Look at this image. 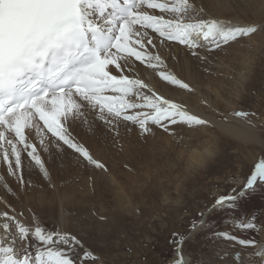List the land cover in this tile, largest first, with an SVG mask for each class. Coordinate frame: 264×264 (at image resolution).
Wrapping results in <instances>:
<instances>
[{"label": "snow or ice", "instance_id": "obj_1", "mask_svg": "<svg viewBox=\"0 0 264 264\" xmlns=\"http://www.w3.org/2000/svg\"><path fill=\"white\" fill-rule=\"evenodd\" d=\"M202 11L189 0H0V158L7 172L25 184L26 158L28 167L35 166L50 178L42 153L53 146V140L56 149L66 146L97 169L107 171L70 130L73 121L87 123L89 113L112 131L123 121L126 127L137 126L145 135L153 133V126L171 135L176 134L172 126H210L208 119L157 94L134 76L135 62L154 70L164 65L161 56L149 50L157 47L154 38L160 44L178 42L191 55L206 59L200 49L221 50L264 30V24L200 18ZM159 76L172 85L193 90L168 71H159ZM231 115L243 118L250 126H255L253 118H258L255 111L236 110ZM32 131L39 138V146L29 139ZM6 133H12V138ZM0 182L6 183L4 175H0ZM258 185L264 186V159L255 165L242 188L234 187L230 194L220 196L212 208L227 203L235 212L238 200ZM22 215L14 208L0 212V264L99 260L93 251L84 250L82 238L39 224L27 226L18 218ZM256 221L253 215L246 222L240 218L236 225L242 232L251 231L250 238L212 233L234 246L254 248L247 259L236 251V264H264V242L255 239L264 234V225ZM203 226V219L190 225L193 231ZM174 235L179 237L174 264H187L182 251L185 237Z\"/></svg>", "mask_w": 264, "mask_h": 264}, {"label": "rangeland", "instance_id": "obj_2", "mask_svg": "<svg viewBox=\"0 0 264 264\" xmlns=\"http://www.w3.org/2000/svg\"><path fill=\"white\" fill-rule=\"evenodd\" d=\"M235 1H238L243 6L248 5V2H246L247 0ZM193 5L201 9L196 6V4ZM236 6L238 5L235 4L234 7ZM205 11L206 10L202 11L200 17L210 15L211 11ZM239 16L243 17L245 15ZM256 24L263 23L258 22ZM257 33L258 34H255L257 35L255 41H249V37L242 38L239 41L242 43V41L245 40V42H247L248 40L247 43L241 44L242 49L244 45L247 48L244 53L249 54L244 58L251 56L254 60V65L250 72V85L253 86V90L249 87L245 89L243 85L236 83L237 78L235 76L237 72H239L238 70L246 66L243 63H248L249 61L242 62L241 56L238 55L239 53L234 54L235 50L231 51L228 46H224L221 50L225 51L223 54H220L221 50L209 51L207 48L205 55L200 53V55L206 57V59H198L191 55L185 46L179 44L178 46L180 48L187 49L189 60L198 63L197 69H200L202 73H204L202 77V79H204L201 85L200 83L190 85L193 89L192 91L182 89L177 85L176 87L181 90L179 93H185L187 96L184 97L182 93L179 94L176 92L172 93L173 96L168 99L182 105L189 102L187 105H191V107L197 108L199 111H203L202 108H199L204 105V110L207 114H211L212 112L214 115L224 118L222 121L227 122L230 121L228 120L229 117L227 113L229 114L236 110L255 111L258 118H253V121L256 123L257 129L262 130L261 133L263 132L264 134V65H261L263 60L260 59L261 56L264 55V39L261 34H264V30L258 31ZM256 43L260 44V48L258 51L255 50L254 52L253 47ZM155 44H157L156 49H151V51L157 54V50H161V44L158 43V41L155 42ZM162 49L168 50L166 46H162ZM169 50L170 53L163 59L169 57L168 62L170 64L175 61L177 62L178 55L177 58H175L174 54H171L172 51L170 47ZM225 53H227L226 55L229 57L226 56ZM223 55L224 58L222 60L221 56ZM180 60L181 57H179L178 62ZM217 60L220 63L224 62L225 65L229 63L225 66V70L228 73L221 70L223 67L218 64L219 62H217ZM140 64L142 65L141 62ZM142 66L149 68L145 64ZM244 71L245 70H243V72ZM150 76L156 77V73H151L150 75L148 73L144 74V77L147 79H149ZM205 76L208 77L205 78ZM213 77L216 79L220 78V80L216 82ZM158 79V81L156 80L158 84L161 80V82H163L162 78ZM213 85L215 87H220L221 94L217 95L212 90V88H215ZM236 86L239 87L238 90L241 88L240 93L239 91L236 92ZM196 97L201 98L197 99ZM195 98L199 101L196 102ZM214 102H218L217 106H219V108L216 109L214 107ZM198 104L200 105L198 106ZM211 108L214 110L211 111ZM218 121L221 120L219 119ZM98 122L104 125V127L90 130L87 134L85 133L87 128H83L84 130H77L76 126L78 125L76 123H71L70 130L73 126L74 130L71 131L73 136L75 135L74 137L79 142H82V144L85 142L84 145L90 149L93 156L106 165L107 171L97 169L94 165L88 163L79 156V158L83 160V163L77 166L74 165L76 168L73 166L71 168L68 167L66 172L70 168L67 174L71 177L65 176L62 178L64 182L59 181L58 185H54L55 183L52 181L51 177L46 179L41 174V176H37V184H35V182L34 186L38 185L41 187V191L44 190L47 191V194H50L53 188L64 189L63 186L69 187V185H74L72 184L74 182L72 178L74 179L77 175H79L78 179H80V176L82 177L83 174L87 176L93 172H99L101 175L104 172L109 175V179L103 174L101 177L99 176L100 178L98 179L101 183H96L95 180L94 182L97 186L95 184L94 186L93 182L91 184L94 187L104 186L109 189L105 190L106 193L103 194L101 200L97 199V201L90 205L91 209H87V205L74 208L73 212L67 214L71 219H67V222L63 221L65 224L58 216L59 204L49 207H42L40 204L42 211L37 215L36 219L43 224V227L48 230L68 231L78 238H82L83 242L93 248L97 254L100 256L103 255L102 258L104 261L100 262V260H96L95 264H164L172 257L178 248L176 241L179 237L174 234H180L185 237L182 246H184V250L192 258L193 262L197 264L202 261L201 259L211 257L213 253V256L216 257L219 249L214 248V245H219L221 241L230 243L232 246L230 248H232V250L236 247L238 248L236 250L240 252H242V249H246V247L239 246L238 244L234 246L233 242L228 239L213 236L212 233L229 232L238 237L241 235H243L244 238L252 237L253 233L251 231L242 232L236 225L240 222V218H243L246 222L250 218L249 215H255L257 217L256 222L262 225L261 222L264 221V186L258 185L259 188H256V190H259L257 197L251 199L247 197L251 192L249 191L245 197L240 198L237 202L238 209L235 212L229 208L227 203H225L223 207L218 208H212V205L220 196L230 194L234 187L237 188V190L243 187L251 173L255 170V165L259 163L261 159H264V142L244 143L238 140L236 141L224 134H220L219 132L220 135L217 137L214 145V148H218V156L212 158L213 166L219 170L211 174L214 168L211 171H206L204 169L202 173L198 175L196 171H192L193 169L187 166V158L191 149L197 145L203 144L201 142L205 138L198 141L199 137H194L190 134L191 132H196L201 127L196 129H189L186 127L181 130L179 128L180 126H172L176 134L171 135L159 127L153 126V133L145 135L139 132L137 126L129 125L126 127L123 121L119 123L115 131L110 130L107 125L101 123L99 120ZM213 127H215V125L211 123V125L206 128L208 130ZM10 134H8V137L11 139L12 136H10ZM90 134L94 138H92ZM207 134L206 138L211 140L212 136L209 135V133ZM31 136L32 135L29 137L30 140H32ZM95 142L100 143L97 144ZM92 143L95 145L94 148ZM53 145L52 148H55L54 140ZM65 148L67 149L66 146ZM56 150L61 151V149ZM68 150L74 152L71 149ZM48 151L53 153L51 150ZM0 156H2V154H0ZM76 159L78 160V158ZM25 160L27 161L26 158ZM0 162L3 164H0V175H4L6 179L7 177L10 179L9 182H2L4 185H1L0 188H5L4 190H6V192L9 190L10 194L5 193L7 197H11L13 194L17 201L23 202L22 200H25L24 194L26 192H22L21 190H24L25 187H29L28 183L23 184L24 186L17 183V181H15L16 179L7 172V165L2 158H0ZM82 164L86 167L85 169L80 167ZM61 168L62 167H57L54 170L60 171ZM54 170L53 172H55ZM34 171L40 172L37 168L36 170L34 169L33 172ZM66 172L64 173L66 174ZM113 174L114 177H112ZM91 176L93 175L91 174ZM67 177H70V179ZM111 178L116 179V182L123 187L124 193L122 195H117L119 190L116 187V182ZM94 179L97 178L95 177ZM83 182L90 185L86 179H83ZM52 184L54 187H50ZM78 185H81V182H79V184L77 183V186ZM29 192L30 191L27 190V193ZM40 194V192H37V199H32L31 203L27 204L35 206L36 208L34 201L39 203L38 196H40ZM125 196L132 201L133 206L130 207L126 202L125 204L122 203V200L127 199ZM102 198L104 200H102ZM117 199L121 201H119V205ZM5 205L7 206H5V209H7L9 205ZM24 205L26 204L18 206ZM70 208L69 206L68 209L71 211ZM209 209L211 210L209 211ZM7 210L11 212L10 207ZM22 211L24 212L23 209ZM24 213L26 215V211ZM32 213L34 212L32 211ZM200 213H204V216L201 217ZM101 216L105 217V219L101 220ZM201 219L204 220V226L198 227L193 231L190 225L193 222L198 223ZM263 235L264 234L256 235L255 239L260 240V237L262 238ZM239 247H241V249ZM235 252L236 251H234V253ZM225 253L230 256L232 254L230 250H227ZM218 257L221 259V256ZM84 263L85 260L83 261V264ZM86 264H94V261L91 259L90 262Z\"/></svg>", "mask_w": 264, "mask_h": 264}, {"label": "bare ground", "instance_id": "obj_3", "mask_svg": "<svg viewBox=\"0 0 264 264\" xmlns=\"http://www.w3.org/2000/svg\"><path fill=\"white\" fill-rule=\"evenodd\" d=\"M169 2L174 3V2H176V0H170ZM189 2H191L193 4H196V6H198L199 8H201L203 10L211 11L210 15L206 16L207 18H218V19H223V20H226V21H231V22H234V23H241V24H251V23H258V22H262L264 24V14H263V11H264L263 10L264 9V0H247L246 1V2H248L247 6H243L241 3H239L238 1H235V0H189ZM235 4H237L238 6L234 7ZM239 15H245V16L240 17ZM165 16L169 17L167 14H165ZM212 16H216V17H212ZM206 17L201 16L200 18H206ZM149 34H150V36H154V34H152L150 31H149ZM256 34H258V33H256ZM261 34H262V38L264 39V34L263 33H261ZM255 37H257V35L253 34L252 36H250L248 38V40L249 41H255L256 40ZM248 40H247V42H248ZM157 41L158 40H156L155 38L153 39L154 43L157 42ZM247 42H245V40H244V41H242V43L241 42L232 43L234 45L231 44L230 46H228V48H230L229 50H231V51L235 50L234 54L239 53L238 55L241 56V61L242 62L249 61L248 63H243L246 66L245 67H241L238 70L239 72H237V75L235 77L237 78V82L236 83H239V84L243 85L245 87V89L247 87H249L251 90H253L254 89V88L252 89L253 86L250 85V81H251L250 72H251V70L253 68L254 60H253V57H251V56H248L247 58H244L248 54V53H244L247 50V48L245 47V45H244L243 49L241 47V44H245ZM178 45H179V43L165 42L164 44H161V46H160L161 50L158 49L156 53L159 54L161 56V58L163 59L168 53H170V50H169V47H170L171 51H172L171 54L173 53L175 58H177V55H178V58H177L178 60H179V57H181V60L179 62L177 60V62L175 61L174 63L170 64L168 62V58L169 57H167L166 59H163L164 60V65L160 69H155V70L143 67L142 66L143 64L141 65L140 62H135V64H134V76H135V78L143 79L147 84H149V86L153 89V91H155L157 94L163 95L165 98H170L171 96H173L172 93H176V92L179 93V91H181V90L178 89V87H176L177 85H172V84H170V82H167V81H164V80H163V82H161L162 80L159 81V84H158L157 83V81L159 80L158 78H161V77H159V71H161V70H165V71H168V72L176 75L179 79L184 80L189 85H193V84H197V83H200V85H201V82L204 79V78L202 79V77L204 76L203 75L204 73H202V71L200 69H197V64L198 63L190 61L189 57H188L187 49L180 48ZM162 46H166L168 48V50L167 49H162ZM253 48H254V52H255V50L258 51L259 48H260V44L256 43V45H254ZM179 49H180V51H179ZM206 50H207V48L200 49V53L202 55H205L206 54ZM150 51H151V49H150ZM224 51L225 50H221L220 54H223ZM215 52H217V51H215ZM226 54L227 53H225V55ZM226 56H228V55H226ZM221 57H222V60H223L224 55L221 56ZM219 58H220V56H219ZM260 59L263 60L261 65H264V55L261 56ZM218 60H217V62H219ZM218 64H220L223 67L221 69L222 71L227 72L225 70V68H226L225 66L228 65L229 63L225 65L224 62L223 63L219 62ZM261 69H262V67H261ZM243 70H245V71L243 72ZM145 73H148L149 75L151 73H156V77H152L153 76L152 75V76H150L149 79H147V78L144 77ZM253 76H254V74H253ZM206 77H208V76H205V78ZM258 77H259V75H258ZM214 79L216 80V82L220 80V78L219 79L214 78ZM210 88H211V86H210ZM236 88H237L236 92L239 91V93H240L241 88H240V90H238L239 89L238 86H236ZM212 90L217 95L221 94L220 93L221 89H220L219 86H216L215 88H212ZM251 90H249V91H251ZM198 92H199V90H198ZM181 93L182 92H180L179 94H181ZM186 94H188V93H186ZM182 95L184 97L187 96V95H185V93H182ZM201 97H202V95H201ZM172 98H174V97H172ZM196 98H195V101L196 102L199 101L197 99H200V98L199 97L197 99ZM208 102H209V100H208ZM211 102H213V101H211ZM229 102H230V100H229ZM187 103H189V102H187ZM187 103L185 105H183V106H185L191 113L199 115L202 118L208 119L209 121H211L215 125V127H213L212 129H208L207 130L206 127H204V128L201 127L196 132H191L190 133L194 137L195 136L199 137L198 141H201V140H203V138H205L201 142L203 144L199 145L201 147H199L197 145L193 149H191V151L189 152L188 158H187L188 159V161H187L188 165L187 166L191 167L193 169L192 171H196V173H198V175H200V173H202V170H204V169L206 171H211L214 168V171H212L211 174H214V173H216L219 170L218 168L216 169L213 166L212 158L218 156V153H217V149L218 148L217 147L214 148V145L216 143L217 137L220 134H224L226 136L231 137L232 139H234L236 141L238 140V141L244 142V143L245 142H255V143H263L264 142V136H263L264 134H263V132L261 133L262 130L257 129L256 123L254 121H253V124L255 126H250L248 123H246V121L243 118H238V117H235V116L231 115L232 112L229 113V114L227 113V115L229 117V118L228 117L227 118L230 121H228V122L227 121H222V119H224V118H221L218 115H214L212 112H211V114H207L206 111L204 110V105H202L199 109L202 108V110L205 111V112L199 111L197 108L191 107V105L190 106L187 105ZM199 105L200 104H198V106ZM217 105H218V102L217 103L214 102V107L216 109L219 108V106H217ZM212 110H214V109L211 108V111ZM219 119L221 121H218ZM71 123H76L78 125V126H76L77 130H79V129L81 130L83 128H87L86 132H85L86 134L90 130L97 129L99 127H104V125L100 124L98 122V120L94 118V115L91 114V113L88 114L87 123H81L79 120L73 121ZM179 128L182 130V129H185L186 127L180 126ZM72 130H74L73 126L71 127V131ZM219 132H220V134H219ZM207 133H209V135L212 136V137L210 136L211 140L206 138L207 135H208ZM8 134H10V133H6L7 136H8ZM31 135H32L31 136L32 140H30V141L37 143L38 146H39V138L36 137V133L34 131H32ZM10 136H13V135L10 134ZM84 136H86V135H84ZM90 136H91V134H90ZM91 137L94 138L93 136H91ZM95 143L99 144L100 142L99 143L95 142ZM92 145H93V143H92ZM52 147H50L49 150H51V152H53V153H50V151H47V152L42 153V155L45 158V161H46L49 173H50V177H51L52 181L55 183V184L54 183L53 184L54 185H58L59 181L60 182H64L62 178H64L65 176H70V175L67 174V172L70 171L69 169L72 166L75 167L77 165H80L81 163H83V160L79 158V155L77 153H74V152L66 149L65 147L62 148L61 151H57L55 148H52ZM94 147H95V145H93V148ZM51 154H52V156H51ZM76 158H78V160ZM27 163L28 162L25 160V167L23 169V174H24L25 183H28L29 187H27V188L25 187L24 190H21L22 192H26L24 194L25 195V200H22L23 202L17 201V199L15 198V196L13 194H12L11 197H7L5 195V193L6 194H10L9 190L6 192V190H4L5 189L4 187H3L4 189L0 188V194L2 195V196L0 195L1 196V198H0V212L6 211L9 207H10V209L14 208L17 213H21L22 212L23 215L22 216H18V218L21 219V221L23 223H25L27 226L34 227L36 224H39L41 226L43 225L41 222H39L36 219L37 215H39V213L42 211L40 204L42 205V207L56 206V204H59V206H58L59 215L58 216L60 217V220H62V222L63 221L65 222L67 219H71L70 217L67 216V214L70 213V212H73L74 208H78V207L87 205V207H88L87 209H91L90 205H92L95 201H97V199L101 200V197H103V194L106 193L105 190L109 189V188L104 187V186L103 187H94L96 185L95 182H94L95 180H96V183H101V181L98 180L101 177V175L104 174V176H107V177L109 175L105 174L104 172L101 175L99 174V172L98 173L97 172L96 173L93 172V173H91L93 176H91V174L87 175V176H86V174H83L82 177L80 176V179H78L79 175H77L74 179L72 178V180H74V182L72 184H74V185H71V186L69 185V187L63 186L64 189L53 188L52 191H50V194L49 193L47 194V191H44V190L41 191L40 190L41 187H39L38 185L34 186L35 182H36L35 184H37V180H38L37 176H39V175L41 176V173L40 172H35V171L33 172L34 169L36 170V167L35 166L28 167ZM0 164H2V163L0 162ZM57 167H59V168L62 167V168L60 169V171L59 170L55 171L54 169L57 168ZM68 167H70V168L66 172ZM80 167L82 169L86 168L84 166V164H82ZM3 170H4V168H3ZM53 170L55 172H53ZM71 170H73V169H71ZM64 172H66V174ZM70 177L69 178L67 177V178L70 179ZM95 177L97 179H94ZM112 177H114V174H113ZM83 179H86L89 182L90 185L85 184L83 182ZM108 179H109V177H108ZM111 179L113 180L114 178H111ZM9 180L10 179L7 177L6 181L9 182ZM40 180H41V177H40ZM76 181L81 182L82 186L81 185L77 186V183L79 184V182H76ZM113 181L116 182V179H114ZM92 182H93V185L95 184L94 186L91 184ZM1 185H4V184L2 182H0V186ZM11 186H13V185H11ZM59 186H61V185H59ZM116 187L119 190L117 195L118 196L122 195L124 193L123 192L124 191L123 187L120 184H118L117 182H116ZM257 188H259V187L257 186ZM100 189H101V191H100ZM27 190H29L30 192L27 193ZM257 190L251 191L250 194L247 197H249L250 199L254 198V197H257V195L259 193V190L258 191ZM37 192H40L41 194H40V196H38L39 203L37 201L33 200L35 205H36V208H35V206L28 205L27 203H31L32 199H37V197H36L37 196ZM116 193H117V191H116ZM124 195H126V194H124ZM46 196L47 197L50 196V197L47 198ZM121 197H123V196H121ZM125 197L127 199L122 200V203L125 204V202H126L130 207L133 206L132 201H130L127 196H125ZM102 200H104V199L102 198ZM119 201L120 200L117 199L118 205H119ZM22 203L26 204V205L18 206V205H23ZM46 203H47V205H46ZM106 203H107V201H106ZM5 204L9 205L7 209H5L7 207ZM69 206L71 207L70 208L71 211L68 209ZM22 209L24 210V212L26 211V215L22 211ZM32 211L34 213H32ZM35 211H36V213H35ZM249 217L251 218L252 216L249 215ZM2 222H3V219L0 218V223H2ZM261 223H262V225H264V221H262ZM257 240L264 242V235H263L262 238L260 237V240L259 239H257ZM230 247H232L230 245V243L221 241L219 245H214V248L219 249L218 252H217L218 254L216 255V257L213 256L214 255V253H213L211 257H209V258H205L204 257L205 259H201L202 261L199 262L198 264H203V261H205V260H210L211 264H236V262L234 261V258H233L234 257L233 253H234V251H237L236 249H238V248L236 247L235 249L232 250V248H230ZM239 248L241 249V247H239ZM84 250L85 251H87V250L93 251L99 257L100 262L104 261L103 258H102L103 255L100 256L99 254H97V252H95V250L93 248L89 247L87 243L84 244ZM227 250H230L233 255L232 254H231V256L229 254L228 255H224V254H226L225 252ZM182 251H183V255H184L185 259H186L187 264H197V263L193 262L192 258L184 250V246H182ZM253 251H254V248L251 247V246L246 247V249H242V252H241L242 253V257L241 258L242 259H247L248 255L250 253H252ZM82 255L83 254L81 253V256ZM175 256H177V252L174 254L173 257H175ZM218 256H221V259H219ZM90 260H91V258H88L87 260H85L84 264H86L87 262H90ZM95 262H96V260L94 261V264H95Z\"/></svg>", "mask_w": 264, "mask_h": 264}, {"label": "water", "instance_id": "obj_4", "mask_svg": "<svg viewBox=\"0 0 264 264\" xmlns=\"http://www.w3.org/2000/svg\"><path fill=\"white\" fill-rule=\"evenodd\" d=\"M176 252H177V250H176ZM175 252V253H176ZM174 253V254H175ZM174 254L172 255V257L174 256ZM184 256V255H183ZM169 258L164 264H174V261H175V259L177 258V256H175V257H173V258ZM184 259H185V257H184ZM185 261H186V259H185Z\"/></svg>", "mask_w": 264, "mask_h": 264}]
</instances>
